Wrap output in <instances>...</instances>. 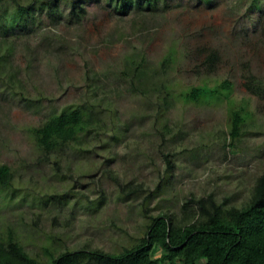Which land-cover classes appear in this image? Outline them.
Masks as SVG:
<instances>
[{"label": "rangeland", "instance_id": "1", "mask_svg": "<svg viewBox=\"0 0 264 264\" xmlns=\"http://www.w3.org/2000/svg\"><path fill=\"white\" fill-rule=\"evenodd\" d=\"M261 1L153 0L154 7L130 4L122 12L117 0H84L88 12L76 18L70 1L59 0L55 19L22 38L12 33L11 59L25 96L0 81V163L14 172L13 187L0 188L2 230L15 228L27 250L45 259V247L115 252L135 244L149 222L144 207L181 218L187 200L209 193L226 207L242 206L264 172V91L250 92L244 76L251 72L264 87ZM171 50L177 60L157 75ZM137 52L146 57L151 84L164 80L169 95L130 90L124 60ZM211 52L218 59L209 70ZM226 79L228 98L195 104L181 96ZM94 94L102 138L52 153L38 146L33 127ZM241 108L243 135L229 146L230 115ZM164 152L175 164L169 171ZM112 175L144 188L123 195Z\"/></svg>", "mask_w": 264, "mask_h": 264}, {"label": "trees", "instance_id": "2", "mask_svg": "<svg viewBox=\"0 0 264 264\" xmlns=\"http://www.w3.org/2000/svg\"><path fill=\"white\" fill-rule=\"evenodd\" d=\"M68 1L71 6L69 15L77 18L87 14L84 0ZM117 1L122 12H128L130 4L138 6L140 11H143V7H154L153 0ZM58 2L0 0V81H5L4 89L13 95L19 93L25 96L22 88H17L21 79L11 59L16 43L12 33L22 38L32 31V27L43 26L46 18L55 19ZM252 3L259 6L262 1L253 0ZM44 11L47 13L44 14ZM217 59L216 52L208 55L206 61L209 70ZM176 60V53L171 50L164 57L161 70L153 72L166 74L170 64ZM124 64L126 68L123 74H132L130 90L144 95L165 89L167 95L170 94V86L164 80L151 84L150 68L146 65V57L140 52L128 54ZM244 76L249 91L262 96L263 83L249 71ZM231 92L232 82L226 79L216 87L207 83L193 86L182 91L181 96L187 103L201 104L215 96L225 95L228 98ZM95 95L51 113L40 125L33 127L38 146L52 153L68 148L82 149L83 144L92 138H102L105 124L98 109L101 101ZM245 122L243 108L232 110L229 146L242 137ZM171 155L164 152L168 171L175 167ZM56 164L60 169L57 160ZM112 178L118 183L121 194L126 196L139 193L144 188L143 184L133 181L123 183L113 175ZM13 185L12 167L0 163V188ZM183 209L184 215L177 218L169 210L153 215L144 207V213L149 218L144 235L135 244L118 251L111 252L89 245L74 250L45 247V259L27 250L15 228L8 227L3 231L0 227V264H264V172L257 178L249 199L242 206L226 207L214 193H209L207 196L190 198Z\"/></svg>", "mask_w": 264, "mask_h": 264}]
</instances>
